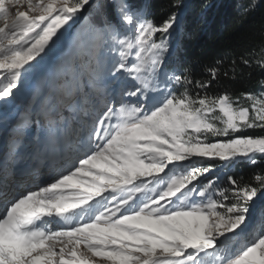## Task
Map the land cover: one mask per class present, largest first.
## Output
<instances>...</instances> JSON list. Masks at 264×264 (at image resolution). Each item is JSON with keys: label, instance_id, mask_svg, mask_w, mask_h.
Returning <instances> with one entry per match:
<instances>
[{"label": "snow or ice", "instance_id": "1", "mask_svg": "<svg viewBox=\"0 0 264 264\" xmlns=\"http://www.w3.org/2000/svg\"><path fill=\"white\" fill-rule=\"evenodd\" d=\"M25 5L27 10H19ZM85 5L91 6L89 0H0V106L15 98L23 77L71 34ZM117 11L135 35L120 40L114 34L123 47L107 75L117 87L110 100L102 97L89 150L71 172L8 202L0 215V264H264V234L238 250L231 247L248 228L254 199L264 195V176L255 177L258 186L238 185L229 176L233 187L218 191L212 182L194 183L209 169L180 163L193 157L218 158L229 166L264 160V136L234 135L264 128V93L243 94L250 108L234 107L227 94L208 99L197 92L193 99L186 87L193 81L186 75L160 80L176 15L156 25L127 0ZM132 55L136 60L130 63ZM210 74L216 78L215 69ZM127 80L131 87H121ZM169 82L183 93L178 96ZM150 90L164 98L149 106ZM126 97L135 98L130 108ZM217 109L222 128L207 119ZM208 133L233 135L215 143L199 139ZM45 217L59 218L62 227H48L52 221Z\"/></svg>", "mask_w": 264, "mask_h": 264}, {"label": "rangeland", "instance_id": "2", "mask_svg": "<svg viewBox=\"0 0 264 264\" xmlns=\"http://www.w3.org/2000/svg\"><path fill=\"white\" fill-rule=\"evenodd\" d=\"M90 1L91 0H89V3ZM34 2H36V0H34ZM87 6L88 5H85L80 13L77 14L75 23L72 24V32L76 28L75 24L80 14ZM19 10H27V6L25 5ZM177 20L178 17H176V22ZM0 26H3V21H0ZM114 34H118L120 40H123L126 36L134 37L135 28L134 26H130V28L126 30L124 28L121 30L113 27L112 29L105 30L98 37L100 40L102 37L109 36V38L114 41V46L111 49V54L114 58L110 60L108 64H111L118 58V50L123 47L117 42V39L114 38ZM71 35H73V33H71ZM159 36L160 34L157 33L156 37H154L157 39V42H159ZM60 42L57 43V47ZM72 43V36H70L64 49L71 47ZM167 43L169 51L165 53V67L160 76L161 81L166 79L168 75H182L177 72V67L173 64L177 40L172 30ZM57 47L54 51L57 50ZM99 50H101V48H99ZM65 51L66 50L58 53V56H52L51 54L53 52L46 56L40 64L23 77L18 85L19 90L16 91L15 98L11 99L7 104L0 106V151H2L0 152V164L3 167L15 158L21 150H26V152H28L32 147L35 148L34 151H38L40 154L41 162L47 160V153L49 154L48 149H50L51 152V157H49V159L52 160L53 156H56V159H58V161L55 160L58 164L54 171L47 172L43 177H41V173H38L40 183L43 182L40 189L49 185L55 178L71 172L78 166L79 159L89 150L88 139L89 136L92 135L93 128L99 127V125L96 124V120L104 109L102 97L103 99L110 100L113 89L117 87L111 82V78L107 75V70L111 66H104V62H102L104 59L100 51H92L90 53L91 62L88 63H83L80 58L75 56L73 62H68L69 68L67 70V73L74 75L69 80L68 77H64V79L61 80L63 75L59 77V65ZM133 51H135V45ZM76 55L80 54L76 53ZM135 60L136 57L134 55L129 57L130 63ZM125 85L131 87L132 81H125L121 84V87ZM159 87L163 88V83H160ZM186 87L193 99H197L196 93H192L191 86L186 85ZM169 88L173 89L178 96L184 91L183 87L174 85L171 82H169ZM262 93H264V91L251 94L260 96ZM163 98L164 97L159 91L150 90L149 99L146 100L145 103L151 106ZM129 99L131 102L125 104L127 108H130L135 101V98H125L126 101H129ZM141 99H143V97ZM230 101L233 103L234 107H245L244 104H247V108H250L252 103L246 96L241 99H230ZM196 106L198 107V105ZM119 107L120 104L117 103L116 108L118 109ZM207 119L215 126L220 128L223 127L221 123L223 117L218 109L209 112ZM232 135L233 134L230 133L228 137H224L208 133L206 135H201L199 139L204 142L215 143L226 141ZM93 139H95V137H93ZM38 144H40V147ZM67 145L68 148L70 147L69 149H67ZM206 160L216 161L219 159L193 157L191 161H183L180 163L191 164L192 167L204 169L205 166L202 164L206 162ZM221 162L223 164H221L219 168H207L209 171L199 176L194 183L200 187L212 182L218 191L222 189H231L233 186L227 178L230 176L229 173L233 168V164L229 166L228 162ZM169 167H171V165H169ZM165 171L167 172V169ZM160 175H164V173ZM26 182V179L23 183L20 182V185H22L20 194L36 190V187L27 190ZM0 185L1 192H3V190L5 191L0 198L7 197L9 191L2 186L1 182ZM149 187L151 188L152 185H149ZM189 187H191V185H189ZM108 195L109 193L105 196ZM115 195L119 197L121 194L116 193ZM149 195H151V193H149ZM214 198L219 199L218 195L214 196ZM97 199L103 200V197H97ZM231 202L232 199L228 201V203ZM92 203L95 204V200L92 201ZM101 210L103 209L101 208ZM263 212L264 195L258 193V197L254 199L248 214V228L238 240L233 242L231 247L237 244L236 250H238L246 244L252 243L262 234L260 230V221ZM44 219L52 221L49 223L52 229L62 227V223L56 222L59 218L45 217Z\"/></svg>", "mask_w": 264, "mask_h": 264}, {"label": "trees", "instance_id": "3", "mask_svg": "<svg viewBox=\"0 0 264 264\" xmlns=\"http://www.w3.org/2000/svg\"><path fill=\"white\" fill-rule=\"evenodd\" d=\"M122 0H96L85 19L72 35V46L67 48L59 65V77L67 73L68 62L75 56L83 63L91 62L90 53L100 51L104 66L113 60L114 41L109 36L98 37L111 24L118 29L130 28L121 21L117 11ZM133 10L142 11L156 25L173 14L178 17L173 35L177 40L174 65L193 84L192 93L211 99L227 94L229 99H241L248 93L264 91V0H127ZM101 48V50H99ZM80 54V55H76ZM247 61V63H245ZM216 70L213 79L210 70ZM65 74V75H64ZM63 82V81H62ZM195 82H207V89H197ZM247 107V104H244ZM237 136H264V128L247 129ZM221 161H207L205 168H219ZM230 176L238 185L258 186L256 176H264V160L253 165L246 160L232 165ZM260 230L264 234V212ZM233 250H236L235 244Z\"/></svg>", "mask_w": 264, "mask_h": 264}, {"label": "water", "instance_id": "4", "mask_svg": "<svg viewBox=\"0 0 264 264\" xmlns=\"http://www.w3.org/2000/svg\"><path fill=\"white\" fill-rule=\"evenodd\" d=\"M96 3V0H91L90 1V5L91 6H87L85 9H84V11L80 14V16H79V18H78V21H77V23L75 24V26H77L78 24H80L84 19H85V17H86V15H87V13H88V11H89V9L93 6V4H95ZM71 33H72V30H71ZM70 38V35H67L66 36V38L65 39H63L61 42H60V44H59V46L57 47V50L56 51H53V53L51 54L52 56L53 55H57L58 56V53H60L63 49H64V47H65V45L67 44V40ZM48 58V57H47ZM46 58V59H47Z\"/></svg>", "mask_w": 264, "mask_h": 264}, {"label": "bare ground", "instance_id": "5", "mask_svg": "<svg viewBox=\"0 0 264 264\" xmlns=\"http://www.w3.org/2000/svg\"><path fill=\"white\" fill-rule=\"evenodd\" d=\"M69 152V151H68ZM19 179H20V182L21 183H23L24 182V180L25 179H23L22 177H19ZM1 186V185H0ZM3 192H5L4 190H3ZM3 192H1V189H0V197L3 195Z\"/></svg>", "mask_w": 264, "mask_h": 264}]
</instances>
